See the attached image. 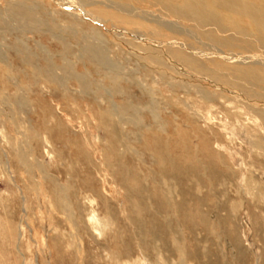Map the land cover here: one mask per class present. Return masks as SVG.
Instances as JSON below:
<instances>
[{"label":"rangeland","instance_id":"374dc122","mask_svg":"<svg viewBox=\"0 0 264 264\" xmlns=\"http://www.w3.org/2000/svg\"><path fill=\"white\" fill-rule=\"evenodd\" d=\"M168 2L0 0V264H264L260 25Z\"/></svg>","mask_w":264,"mask_h":264},{"label":"bare ground","instance_id":"6f19581e","mask_svg":"<svg viewBox=\"0 0 264 264\" xmlns=\"http://www.w3.org/2000/svg\"><path fill=\"white\" fill-rule=\"evenodd\" d=\"M177 1V0H173ZM175 4L167 3L164 7L165 11L175 16L183 15L190 21L200 22L203 25H210L211 14L207 11L206 6H220L227 12H235L240 10L244 15L252 20H256L260 25L258 33L264 39V13L260 7H254L251 3L245 0H178ZM244 1V2H243ZM177 4V5H176ZM168 14V13H167ZM172 17V16H171ZM167 24V23H166ZM239 58V57H238ZM241 59V58H240ZM261 117L264 119V112H261Z\"/></svg>","mask_w":264,"mask_h":264}]
</instances>
